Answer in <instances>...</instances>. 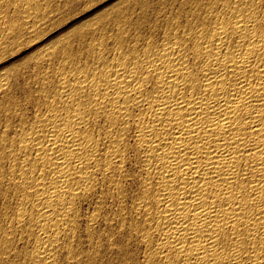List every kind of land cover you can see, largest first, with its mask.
Returning <instances> with one entry per match:
<instances>
[{
	"label": "bare ground",
	"instance_id": "obj_1",
	"mask_svg": "<svg viewBox=\"0 0 264 264\" xmlns=\"http://www.w3.org/2000/svg\"><path fill=\"white\" fill-rule=\"evenodd\" d=\"M32 1L0 4L20 9L24 22L33 23L27 29L35 33L39 16ZM172 4L152 9L159 39L149 34L143 47L133 37L125 50L115 49L109 43L113 31L101 29L81 36L84 50L80 41L81 50L74 43L44 48L31 66L30 82L53 68L59 80L47 101L50 110L41 115L37 109L26 127L17 125L20 135L13 131L10 141L21 157L18 181L27 189L18 212L28 224L23 231L17 229L18 247L13 249L17 258L25 256L22 264H56L62 253L66 264H80L72 248L86 247L91 237L69 231V225L95 216L98 203L93 197L101 201L96 192L112 184L106 175L110 168L97 175L101 161L107 163L112 155L108 131H101L109 122L122 129L125 122V135L136 136L120 139L116 148L131 142L141 149L140 183L155 210L149 207L138 220L157 237L160 253L144 252L148 264H243L238 254L232 259L224 253L220 237L240 223L241 215H246L244 223L253 236L264 233V57L253 55L261 48L255 26L237 17L239 25L232 22L231 36L221 29L219 38L213 32L205 40L207 29L202 26L200 31L187 23L180 26L182 9L178 2L176 8ZM3 11L0 25L7 19ZM188 41L201 51L195 62L187 55L181 59ZM196 64L200 71L191 84ZM4 71L0 88L10 89L12 74ZM141 71L143 78L137 79ZM10 130L11 123L4 135ZM120 167L126 168L127 162L121 160ZM81 187L87 191H78ZM103 219L108 221L107 216ZM106 227L101 224L100 230ZM257 255L252 264H260Z\"/></svg>",
	"mask_w": 264,
	"mask_h": 264
},
{
	"label": "snow or ice",
	"instance_id": "obj_2",
	"mask_svg": "<svg viewBox=\"0 0 264 264\" xmlns=\"http://www.w3.org/2000/svg\"><path fill=\"white\" fill-rule=\"evenodd\" d=\"M167 2L171 3V0ZM178 4L182 9L180 26L187 23L196 31H200V26H202L207 29L203 32L205 40L213 32H216L219 38L221 29L226 35L231 36L232 22L235 21L239 25L237 17L246 22L250 21L255 26L257 42L261 44V48L253 55L258 53L264 57V0H178ZM153 6L159 7L158 0H137V10L140 7H147L149 11L129 21L123 19L117 21L118 28L114 25L113 38L109 42L113 48L125 50L128 44L134 42L133 37L138 39L140 46L143 47L146 44L144 38L152 33L155 34L157 40L159 39L157 21L151 15ZM172 7L176 8L177 4H172ZM183 12H187L188 16L185 17ZM193 21H197L198 25L193 24ZM188 44L190 46L182 54L181 59L183 55H187L189 61L195 62L196 57L201 55V51L197 50L196 45L191 41H188ZM117 59L122 60L123 57L118 55ZM128 67H132L131 60ZM199 71L200 64H196L192 68L191 84H196ZM143 75L142 71L139 72L137 79H142ZM58 80L59 76L53 68L47 76L41 79L32 82L25 80L19 84H13L10 89L0 88V264H13V260L16 264H22L25 259L23 254L17 258V253L13 251L18 247L19 231H23L28 224L24 214L18 212L27 197V189L18 181V165L21 157L10 143L13 131L19 137L18 124L26 127L33 121L37 109L41 115L44 111L50 110L51 105L47 101H50L58 90L56 87ZM9 123H11L12 130L8 131L5 136L4 133ZM122 123L126 129L127 124ZM124 129L120 124L113 125L112 122L108 123L107 129H101V131H108V142L113 147L112 155L107 163L101 161V168L97 175L104 172L106 168H110L111 171H107L106 175L112 177L113 181L111 185L105 186V191L96 192V196L103 198L101 201H96L93 197V201L98 203L95 216H90L87 220L80 217L75 223L69 225V231L74 230L84 234L85 239L91 237L92 242L86 247L72 248L73 258H79L80 264H148L144 252H147L149 256L160 255L155 248L157 237L148 234L147 229H142L140 224L143 220H138L139 216L146 214L149 207H153L150 203L151 198L144 195L142 190L144 186L140 183L141 149L138 143L131 142L120 144L119 148L115 147L120 139L136 140L135 135L126 136ZM136 130L131 129L130 131L135 132ZM101 140L104 141L103 136ZM108 142H105L106 148ZM16 143L19 145L20 140L17 139ZM118 156L120 159H117ZM121 160L127 162L126 168L120 167ZM28 186L31 187L30 184ZM78 191L87 190L81 187ZM261 206H264V202ZM137 208L141 211L137 212ZM75 214L74 209L72 215L75 216ZM104 216L108 217L107 222L104 221ZM21 219H25L24 224L19 223ZM245 219L246 215L237 217L240 223L220 237L219 246L232 259H236L238 254L243 264H252V256L259 253L256 259L260 261V264H264V233L258 232L256 236H253L252 228L244 223ZM81 223L83 226L78 227ZM105 223L107 227L101 231L100 225ZM233 230L235 235L232 234ZM141 248L144 251H141ZM28 251L30 252L31 249L29 248ZM245 253L248 255L246 256ZM56 264H66L65 253H62L56 260ZM156 264H163V261L159 260Z\"/></svg>",
	"mask_w": 264,
	"mask_h": 264
},
{
	"label": "rangeland",
	"instance_id": "obj_3",
	"mask_svg": "<svg viewBox=\"0 0 264 264\" xmlns=\"http://www.w3.org/2000/svg\"><path fill=\"white\" fill-rule=\"evenodd\" d=\"M177 2L171 0V3ZM32 3L39 16L35 33L27 29L33 23L24 22V13L20 9L0 4V10H4L7 18L0 25V71L12 74L9 76L11 85L25 81V78L31 81V66L42 49L75 44L74 48L77 46V50H81L84 48L83 37L94 31L99 33L101 29L112 31L113 25L117 27L118 19H132L149 11L147 7L137 10V0H33ZM158 3L159 7L168 4L167 0H158ZM154 8H151V13ZM78 41L82 42L81 47ZM23 73H26L24 77Z\"/></svg>",
	"mask_w": 264,
	"mask_h": 264
}]
</instances>
